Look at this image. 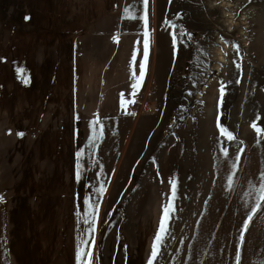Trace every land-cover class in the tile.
Here are the masks:
<instances>
[{
	"label": "rangeland",
	"instance_id": "rangeland-1",
	"mask_svg": "<svg viewBox=\"0 0 264 264\" xmlns=\"http://www.w3.org/2000/svg\"><path fill=\"white\" fill-rule=\"evenodd\" d=\"M209 1L149 0L146 76L138 100L124 110L120 94L132 99L133 51L137 73L142 60V0H0V264H77V206L82 212L88 185L98 186L100 164L107 191L94 264H147L169 178L178 180L179 199L158 264H236L251 206L245 193L264 171V140L257 143L251 127L259 113L264 128V0H237L231 26L220 2ZM165 20L183 25L193 42L178 38L174 49ZM231 42L241 46L242 76ZM221 80L232 83L218 108ZM218 114L237 137L226 145L228 158L219 150ZM97 115L104 136L98 164L90 166L89 123ZM241 141L245 151L229 191ZM81 148L85 172L77 181ZM240 250L239 264H264V210Z\"/></svg>",
	"mask_w": 264,
	"mask_h": 264
},
{
	"label": "snow or ice",
	"instance_id": "snow-or-ice-1",
	"mask_svg": "<svg viewBox=\"0 0 264 264\" xmlns=\"http://www.w3.org/2000/svg\"><path fill=\"white\" fill-rule=\"evenodd\" d=\"M250 2V0H249ZM142 10L143 14L138 17L140 21H142L143 28V50H142V60L139 62V71L137 73V51H133L131 57V97L132 99H125L124 93L120 94V107L121 109L126 110L128 105H132L136 103L135 97L143 86L145 76H146V67L149 60V49H150V30H149V0H142ZM129 11L128 8L124 9L125 14ZM239 15V12L236 13ZM136 19L137 17H132ZM27 19V17H26ZM176 19H182V14H176ZM165 24L169 25L172 29L171 39L173 48L176 49L178 38L182 43H192L193 36L191 33L187 32L184 29L183 25H178L174 20L169 21L165 20ZM179 29V30H177ZM186 38V40H185ZM114 40L118 41L119 37L114 36ZM221 41L225 44L229 42L224 39L222 36ZM198 44V42H196ZM139 44V41H137ZM231 46L233 48L234 58L233 64L237 72L242 76L243 68V56L241 54V46L236 42H231ZM196 53H200L202 49L197 47L195 49ZM227 55V53H226ZM17 73L20 74V79L23 83L28 84L29 80L27 76L24 74L25 70L23 68H17ZM232 83V81H224L221 80L219 82V101L218 108L223 105L224 97L226 95V90L228 85ZM235 84L239 85L241 83V79L238 78L234 81ZM191 94V93H189ZM183 108V106H180ZM127 115H136L135 112H126ZM182 118V117H181ZM77 119L79 117L77 116ZM220 115H217L216 118V127L219 129V138H223L221 140L220 153L223 157H229V147L226 146L228 144H233L237 142V137L229 129L228 126L221 124ZM261 120V116L259 113L255 116V119L251 122V127L254 129L257 135V143L260 140H264V128L258 126V122ZM90 127V135L87 140L88 150H89V164L90 166H96L98 164L97 159L94 158L95 152L98 146V142L104 136V124L97 115L95 119H92L89 123ZM171 127V125H170ZM25 133L18 132V136L23 137ZM243 142H238L237 144V155L235 156V160L231 164L232 174L228 176V190H234V180L236 178L237 172L239 171V164L242 153H244L245 149L243 147H239V144ZM85 155V150L81 148L76 152V168H75V179L80 181L82 179V175L85 172L84 165L82 164V159ZM153 162L155 163V158H153ZM100 171L97 173L98 186H94L89 184L88 186L91 188V191L84 195L82 203L83 210L81 212L79 205L77 206V228L79 229L77 235V244H76V253L75 259L77 264H94L95 253V233L97 232V224L98 217L100 213V206L102 199L107 191L106 183L100 177L104 173L103 165H99ZM114 171V170H113ZM157 176L159 177V171L157 169ZM170 191L167 194H162L167 196L166 202L162 203V211L161 216L158 223V228L154 236L153 244L151 247L150 258L147 260V264H158V258L162 255V250L167 247L166 241L173 236L171 224L176 219L177 212V200L178 197V180L176 178H169ZM110 183V180H109ZM161 183H163V179L161 178ZM246 196L251 198V206L250 211L248 212L246 219L243 221L242 227L239 230L238 243L236 245L235 252V262L239 264L241 260V246L245 241V233L250 227L251 221L257 215L258 212L264 210V171H261L258 177V184L249 182L248 191L245 193ZM4 202V197L0 194V203ZM207 203V201H205ZM245 207H249L248 203L245 202ZM203 215V213L201 214ZM199 220L197 224H199Z\"/></svg>",
	"mask_w": 264,
	"mask_h": 264
},
{
	"label": "bare ground",
	"instance_id": "bare-ground-1",
	"mask_svg": "<svg viewBox=\"0 0 264 264\" xmlns=\"http://www.w3.org/2000/svg\"><path fill=\"white\" fill-rule=\"evenodd\" d=\"M217 2H220V5L219 6L217 5V8H220L221 7V13L224 14V18L227 21L228 25H230V26L231 25H234L236 23V21H235V14L239 10V4H240V2H237V0H220V1H218V0H210L209 1V4L212 7ZM153 3L156 4V0H153ZM210 6H209V9H211ZM222 7H226V9H223ZM245 13L246 12H244L243 15H245ZM247 15H249V14H247ZM246 18H248L246 15L242 17V19L244 20L242 22L243 24H246L247 23V21H245ZM218 61L221 62L222 61L221 58H219Z\"/></svg>",
	"mask_w": 264,
	"mask_h": 264
},
{
	"label": "built area",
	"instance_id": "built-area-1",
	"mask_svg": "<svg viewBox=\"0 0 264 264\" xmlns=\"http://www.w3.org/2000/svg\"><path fill=\"white\" fill-rule=\"evenodd\" d=\"M146 94H148L149 96L152 94V92H151V90H148L147 92H146ZM136 100H138V98H135Z\"/></svg>",
	"mask_w": 264,
	"mask_h": 264
}]
</instances>
